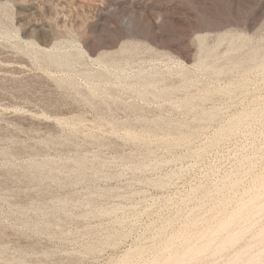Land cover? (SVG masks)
<instances>
[{
  "label": "rangeland",
  "instance_id": "374dc122",
  "mask_svg": "<svg viewBox=\"0 0 264 264\" xmlns=\"http://www.w3.org/2000/svg\"><path fill=\"white\" fill-rule=\"evenodd\" d=\"M0 264H264V0H0Z\"/></svg>",
  "mask_w": 264,
  "mask_h": 264
}]
</instances>
